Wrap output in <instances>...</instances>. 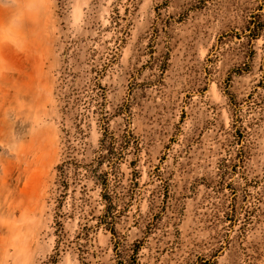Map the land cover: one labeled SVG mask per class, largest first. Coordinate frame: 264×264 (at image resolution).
Segmentation results:
<instances>
[{
	"label": "rangeland",
	"instance_id": "obj_1",
	"mask_svg": "<svg viewBox=\"0 0 264 264\" xmlns=\"http://www.w3.org/2000/svg\"><path fill=\"white\" fill-rule=\"evenodd\" d=\"M132 259L264 264V0H0V264Z\"/></svg>",
	"mask_w": 264,
	"mask_h": 264
},
{
	"label": "trees",
	"instance_id": "obj_2",
	"mask_svg": "<svg viewBox=\"0 0 264 264\" xmlns=\"http://www.w3.org/2000/svg\"><path fill=\"white\" fill-rule=\"evenodd\" d=\"M70 104L67 102V107L69 106ZM62 175L64 176V175H66V170L64 169V168H62ZM61 175V176H62ZM137 263V260L136 259H132V260H130V262L128 261H122V263L121 264H136Z\"/></svg>",
	"mask_w": 264,
	"mask_h": 264
}]
</instances>
